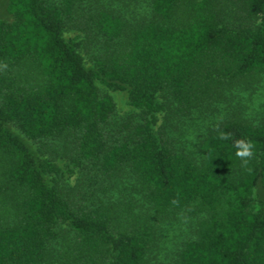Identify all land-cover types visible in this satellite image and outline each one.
Returning a JSON list of instances; mask_svg holds the SVG:
<instances>
[{
	"label": "trees",
	"instance_id": "trees-1",
	"mask_svg": "<svg viewBox=\"0 0 264 264\" xmlns=\"http://www.w3.org/2000/svg\"><path fill=\"white\" fill-rule=\"evenodd\" d=\"M146 4L0 0V264H264V0Z\"/></svg>",
	"mask_w": 264,
	"mask_h": 264
},
{
	"label": "rangeland",
	"instance_id": "rangeland-1",
	"mask_svg": "<svg viewBox=\"0 0 264 264\" xmlns=\"http://www.w3.org/2000/svg\"><path fill=\"white\" fill-rule=\"evenodd\" d=\"M105 3L108 6L113 7V9L116 12L118 11L123 12L127 16V18L131 17L135 19H139V17L142 14H145L146 8H147L146 0H105ZM83 6H84V11L86 13L95 12L94 8L96 7L93 1L89 3H85ZM2 14L0 13V17H2ZM79 20L84 21L82 17H80ZM87 30H88V27H87ZM74 33L80 34L82 38H85L87 36V34H85L84 32L71 31L69 34L71 35ZM95 50H97L95 46L94 45L91 46L90 49L88 50L89 55L93 54ZM258 86L259 87L255 91H247L243 89H241L240 91H236V93L234 94L237 96V98L236 97L233 98L231 95L228 97L229 105L227 102H225L227 103L225 104L224 102L218 101L216 104L217 105V110L215 111L216 114L209 116L208 117L209 119L207 117L206 118L204 117L205 120L208 122L209 125H211L212 124L211 122L213 119L212 117L216 116V118L213 121L215 122L217 118H220L225 115L226 109L230 108L229 107L230 105H231V108L229 109L230 112H234L238 114L239 116L246 117L248 119L249 118L256 119L258 116H260L264 112V81L260 83ZM115 97H116L115 100L117 101L118 112H120L121 114L126 113L129 110V108H127L126 105L124 104L122 97L120 95H117ZM235 109H238L239 112L236 111ZM205 115H206V112H205ZM201 118L202 117H199L197 113H195L194 115H191V114L187 115L185 119L182 121L179 128L175 130L177 132L172 133V134H175L173 135V138L179 140L180 142L182 141L183 145L186 146L187 148L193 149L195 143L192 144L191 142L192 140H194L193 139L194 135L192 134H195L196 131H200L198 130V127H200L199 119ZM208 120L209 121L211 120V122H209ZM171 123L173 124L172 121ZM188 135H191V136H188ZM56 152L59 153L58 151ZM63 161L67 162V160H63Z\"/></svg>",
	"mask_w": 264,
	"mask_h": 264
},
{
	"label": "clouds",
	"instance_id": "clouds-1",
	"mask_svg": "<svg viewBox=\"0 0 264 264\" xmlns=\"http://www.w3.org/2000/svg\"><path fill=\"white\" fill-rule=\"evenodd\" d=\"M221 140H228L229 137L227 135L221 134L219 137ZM234 147L236 148V156L244 160L245 162L248 159H251L254 155L253 152V144L246 140L241 139L234 143Z\"/></svg>",
	"mask_w": 264,
	"mask_h": 264
}]
</instances>
